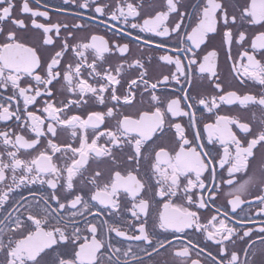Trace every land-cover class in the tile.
Instances as JSON below:
<instances>
[{
    "label": "snow or ice",
    "instance_id": "1",
    "mask_svg": "<svg viewBox=\"0 0 264 264\" xmlns=\"http://www.w3.org/2000/svg\"><path fill=\"white\" fill-rule=\"evenodd\" d=\"M0 122V264H264V0H0Z\"/></svg>",
    "mask_w": 264,
    "mask_h": 264
},
{
    "label": "flooded vegetation",
    "instance_id": "2",
    "mask_svg": "<svg viewBox=\"0 0 264 264\" xmlns=\"http://www.w3.org/2000/svg\"><path fill=\"white\" fill-rule=\"evenodd\" d=\"M47 3L51 6H60L63 4V0H47ZM74 9V6H72V9L69 10V12H67L65 15H70L71 14V11ZM88 15H90V12H88L87 10H85V16L87 17ZM53 18L55 19V13L53 12ZM99 31L103 32L104 29L101 28L99 29ZM109 36H111V33H108ZM154 48V45L151 46ZM132 55L135 56V57H140V56H143V59L145 60V64H146V67H149V74L150 75H155V73L153 72V69H159V66L156 64V61H155V57L159 54L158 52H154L152 50H150V47L148 46H145L144 49H143V53H141L140 51L137 50V45L135 43H133L132 45ZM149 57H152L153 60H152V65L149 66L147 61H148V58ZM219 65H220V74H221V77L222 78H226V82L228 81H231L232 83V87L233 88H239V86L236 84L235 81L232 80L231 76H230V66L228 63L225 62V59H224V55L223 53H221V57H220V61H219ZM162 71H165L167 72L168 70L167 69H160ZM132 72V75L135 76L137 75V72L135 70H130ZM171 90V89H170ZM257 89L253 88L252 91L255 92ZM227 107L224 108V111H227ZM252 112H255L256 113V116L259 117L260 116V109L259 108H253L251 109L248 114H247V119L249 122H252V116H251V113ZM3 128V123L0 122V129ZM244 178L243 176H238V179H242ZM33 187V190H37L39 188V186H32ZM227 190V189H225ZM20 195H23V196H28V190L26 188H21V189H18L17 190V196L16 198L18 199ZM245 208L247 206H244ZM3 212L2 210H0V215H2ZM103 218H106V217H101V219ZM260 219H264V218H260V217H257V220L259 221ZM114 236V234H113ZM119 238H115L114 237V241H118ZM133 244H135V242H132ZM209 245L211 246L210 242H209ZM213 247V251H215V247Z\"/></svg>",
    "mask_w": 264,
    "mask_h": 264
}]
</instances>
